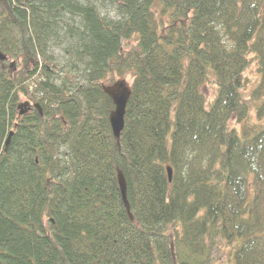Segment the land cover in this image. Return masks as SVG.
Wrapping results in <instances>:
<instances>
[{
    "label": "trees",
    "instance_id": "16d2710c",
    "mask_svg": "<svg viewBox=\"0 0 264 264\" xmlns=\"http://www.w3.org/2000/svg\"><path fill=\"white\" fill-rule=\"evenodd\" d=\"M93 1L0 0V264H264V0Z\"/></svg>",
    "mask_w": 264,
    "mask_h": 264
},
{
    "label": "rangeland",
    "instance_id": "374dc122",
    "mask_svg": "<svg viewBox=\"0 0 264 264\" xmlns=\"http://www.w3.org/2000/svg\"><path fill=\"white\" fill-rule=\"evenodd\" d=\"M247 83L244 87V96L249 99L252 95L253 90L256 88L260 75L258 71V66L256 64H252L249 69L246 71ZM133 81V75L131 73L126 74L124 78H116L113 80L112 78L107 79L104 82V87L110 88L119 83H124L126 86L130 87ZM204 93H206L209 100H212L215 93L216 88L213 84H207L204 87ZM250 121H256L255 112L251 114ZM264 123V120H263ZM231 128H235L237 130H241L242 124L237 123L236 121H231ZM231 255L228 248L221 245V249L217 250L214 255V264H231L230 263Z\"/></svg>",
    "mask_w": 264,
    "mask_h": 264
},
{
    "label": "water",
    "instance_id": "95a60500",
    "mask_svg": "<svg viewBox=\"0 0 264 264\" xmlns=\"http://www.w3.org/2000/svg\"><path fill=\"white\" fill-rule=\"evenodd\" d=\"M0 58L3 59L2 57ZM104 91L108 94V96L111 98L112 102L114 103V106L116 107V111L111 115L110 120H111L112 130L114 132V136L116 139H119L125 125L124 116L126 113L128 101L131 96V90L124 83H119L113 87L105 88ZM12 135L13 132L10 133L9 137L6 140V151L10 145ZM167 171L169 174V179L171 180L172 168L168 167ZM119 183H120L121 193L124 197H126L127 185H126L125 177L122 172H119Z\"/></svg>",
    "mask_w": 264,
    "mask_h": 264
},
{
    "label": "bare ground",
    "instance_id": "6f19581e",
    "mask_svg": "<svg viewBox=\"0 0 264 264\" xmlns=\"http://www.w3.org/2000/svg\"><path fill=\"white\" fill-rule=\"evenodd\" d=\"M79 1H81V0H79ZM92 1L93 0H82V2L84 3V4H87V3H92ZM93 2H95V1H93ZM128 87V86H127ZM106 87H104V89H105ZM129 89H131L130 87H128ZM114 104V103H113ZM115 111H116V107H114V109L110 112V114H109V121H110V125H111V115L113 114V113H115ZM125 117V116H124ZM124 127H125V125H124ZM111 129H112V126H111ZM11 132H13V135H14V131L13 130H11L10 132H9V134H8V136H7V138L9 137V135H10V133ZM112 133H113V135H114V132H113V130H112ZM13 135H12V137H13ZM121 136V135H120ZM12 137H11V139H12ZM115 137V136H114ZM7 140V139H6ZM10 144H11V142H10ZM9 147H10V145H9ZM9 147H8V149H7V151H6V142H5V148H4V153L6 154L7 152H8V150H9ZM0 164H1V161H0ZM120 172V171H119ZM126 180V179H125ZM118 184H119V186H120V183H119V173H118ZM126 185H127V183H126ZM121 190V189H120ZM121 201H122V203H123V205H124V207L126 208V210H127V212L130 214H132V210H131V205H130V202H129V198H128V194H126V197H124L123 195H122V193H121ZM94 211L95 212H98V208H95L94 209ZM99 214V213H98ZM225 235H226V237L228 238H231L232 237V235L230 234H227V233H225ZM229 251H230V249H229ZM230 263L231 264H234V261H233V259H230Z\"/></svg>",
    "mask_w": 264,
    "mask_h": 264
}]
</instances>
